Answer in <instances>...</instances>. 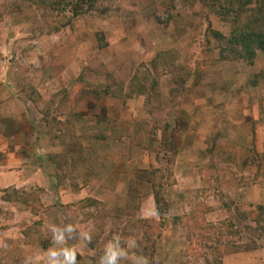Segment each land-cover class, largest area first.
<instances>
[{
	"label": "rangeland",
	"instance_id": "1",
	"mask_svg": "<svg viewBox=\"0 0 264 264\" xmlns=\"http://www.w3.org/2000/svg\"><path fill=\"white\" fill-rule=\"evenodd\" d=\"M17 1L0 0V73L9 76L0 105L21 107L13 111L11 155L0 151V264H25L51 245V225L69 222L77 231L67 246L79 264H90L86 255L98 262L125 228L135 234L122 240L138 244L129 256L143 255L149 264H264L257 165L241 168L220 157L207 168L208 150L218 144L237 159L244 153L264 161V55L250 63L220 53L209 30L228 36L231 24L200 4L186 11L179 1L172 8L171 0H114L112 12L80 15L55 31L42 10ZM138 80L144 85L132 88ZM4 113L0 106L1 125ZM52 154L84 163L78 190L59 182L65 171ZM219 179L227 182L221 189ZM12 187L34 192L35 205L6 200ZM86 198L100 201L87 211L118 216L112 235L93 248L80 238L99 230L82 219L78 203ZM193 217L200 229L213 225L224 236L222 250L188 240L198 236ZM134 219L147 229L149 220H164L154 252L131 227Z\"/></svg>",
	"mask_w": 264,
	"mask_h": 264
},
{
	"label": "trees",
	"instance_id": "2",
	"mask_svg": "<svg viewBox=\"0 0 264 264\" xmlns=\"http://www.w3.org/2000/svg\"><path fill=\"white\" fill-rule=\"evenodd\" d=\"M113 1L114 0H20V3L18 1L17 2L18 4L24 3L25 5L30 4L38 7V9L43 12L42 19H44L45 25L49 26L52 23V25H54V30L57 31L61 25H67L72 22L74 18H77L80 15L99 16L101 14L112 12L115 10L112 8V4L110 5ZM177 1L181 3V9L186 11H191L197 4H200L203 7H209L213 11L217 12L222 19L230 22L231 30L228 36L224 35L221 31H217L212 28L209 30L215 40V46H217L218 49L220 46V53H227L229 57L240 59L242 61H248L250 63H254L260 58V56L264 55V0H171L172 4L170 7L175 8V3ZM15 5H17L16 2L12 4V6ZM41 22L44 24L42 20ZM207 35L211 43L213 39L210 38L211 35ZM140 84L144 85V82L142 83L141 80L136 82L132 81L131 86L132 88L135 87V85L139 87ZM89 85L88 81L84 82V86ZM208 153L210 155V164H208L207 168L210 170L212 167L216 168L215 165H212L213 163H215L220 157H225L226 159L232 160L233 163L235 162V164L241 168L249 163H254L257 165L260 173L259 177L264 179V165L260 156L250 157L242 152L243 154H241V158L237 159L235 158L237 153L229 150L226 146L220 147L219 144L218 147L214 145L210 148ZM51 156L53 157V160L60 162V167L62 166L61 168L65 171L66 177H61L59 175V182L68 181L69 186L78 190L80 188L78 179L86 172V166L84 163H82L81 160H75L71 165H69L68 155L62 154L54 156L52 154ZM226 184V181L219 179L217 187L221 189ZM157 191L156 203L159 213L163 216L165 214L164 209H167V207L165 203L163 205L164 199L160 196L162 194L161 191ZM5 195V199L10 202H24L32 204V206L36 203V200H34L36 194L34 192H30V194L24 193L22 190L17 189V187L6 189ZM10 197H13V200H11ZM98 204H100V201L94 198H86L78 203L81 208L82 219L93 220L95 226L99 227L98 232L91 233L93 240L89 244L90 248L95 247L105 233L110 236L112 235V231L118 227V216L111 217L106 214H99V211H87V207L95 208L96 210ZM205 210L207 211L208 208L205 207L203 211L206 212ZM184 217L185 216L183 215L181 218ZM178 218L179 217H170L168 219L173 224L174 222L180 224V220ZM151 221L152 223H150ZM121 222L122 218L119 225ZM131 222V227L137 229L142 235H144L148 251L154 252V247L157 246L156 240L162 236L165 230L164 220H149L150 226H148V229L146 228L147 225L144 220L134 219L131 220ZM191 222V233L196 232L198 233V236L195 239V236L192 237L188 233L190 235V237H188L189 241L194 244H197L198 242V244H201L202 241H205L207 244L210 241V249L222 250L221 246H224L222 244L224 236L220 233H213V225H210V228L206 231L200 229L202 226L197 222V220H195V217L192 218ZM115 225H117V227H115ZM126 229L127 228H125V231L122 232L121 239H124L125 236L135 234L133 233L135 232L134 229L132 233H128ZM128 238L129 237H127V239ZM203 258L208 261L205 255Z\"/></svg>",
	"mask_w": 264,
	"mask_h": 264
},
{
	"label": "clouds",
	"instance_id": "3",
	"mask_svg": "<svg viewBox=\"0 0 264 264\" xmlns=\"http://www.w3.org/2000/svg\"><path fill=\"white\" fill-rule=\"evenodd\" d=\"M49 230L51 245L43 253L27 257L25 264H79L77 250L67 246V241L74 237L76 228L72 224L51 225ZM80 238L89 244L92 242V235L89 232L80 233ZM137 247L134 238L122 240L119 235H114L104 245L98 264H149L143 255L129 256V250Z\"/></svg>",
	"mask_w": 264,
	"mask_h": 264
},
{
	"label": "crops",
	"instance_id": "4",
	"mask_svg": "<svg viewBox=\"0 0 264 264\" xmlns=\"http://www.w3.org/2000/svg\"><path fill=\"white\" fill-rule=\"evenodd\" d=\"M2 72L6 73L4 70H2ZM8 79H9V76H7V75L5 76L4 74L0 73V80H1L0 89L3 88L5 85H7L6 83L9 82ZM9 104H10V109L8 110ZM0 106H3L5 108V113H4V116H2L3 119L1 120V123L3 125L0 124V143L5 145V147H6V149L0 150V151L5 152L8 155H11L8 152H10L9 149L12 148L11 145L13 144V139H14L15 131L13 129L14 128L13 124L17 123L16 117L19 114V109L21 107L17 106L16 104H14L13 102H10V101L5 102V103L1 104ZM13 111L15 113H17V115L15 113H13ZM3 112H4V110H3ZM6 113H7V116L5 115ZM12 118H14V119H12ZM21 134H20L21 136L27 137V135H25L26 134L25 132H22ZM20 135H18V136L20 137ZM2 147L4 148V146H2ZM2 159H4V157H2ZM84 257H86L88 259V261H90V264H98V262H94L90 258H88V255H86Z\"/></svg>",
	"mask_w": 264,
	"mask_h": 264
}]
</instances>
